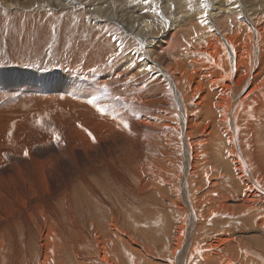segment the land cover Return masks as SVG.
<instances>
[{
  "label": "bare ground",
  "instance_id": "bare-ground-1",
  "mask_svg": "<svg viewBox=\"0 0 264 264\" xmlns=\"http://www.w3.org/2000/svg\"><path fill=\"white\" fill-rule=\"evenodd\" d=\"M21 1L6 6L7 1L0 0V17L5 16L0 26L23 30L18 49L27 47L33 37L43 46L51 37L55 50L47 53L46 66L57 72L47 77L40 70L42 75L28 76L26 82L21 76L3 83L7 90L20 89L23 95L0 106V135H4L3 128L8 130L5 126L20 122L11 127L16 137L33 120L45 118L55 127L62 126L66 149L47 160L34 156L30 171L10 161V172L0 173V257L11 250L15 264H21L18 257L20 253L24 256L33 239L39 252L37 264H121L118 251L123 253L122 264H264V79L260 80L264 73V0L259 1V8L251 5L256 0H179L180 5L191 7L170 13L174 16L169 29L158 37L151 36L146 15L136 10L132 17L130 7L121 12L104 6L105 0L47 2L50 8L44 7L53 15ZM67 13L77 16L81 33L94 34V42L83 40L78 33L77 43L65 34L67 29L63 32L56 27L60 24L53 34L44 25L39 29V16L49 15L51 20ZM35 40L32 43L38 45ZM42 48L35 58L42 55ZM18 56L27 57L24 52ZM76 74L88 85L76 81ZM154 132L162 147H155V156L137 161L136 150L142 152L153 145ZM27 139L0 152V161L5 155L22 158L26 151L31 156L33 146H46L49 138L43 134L31 142ZM103 142L108 146L100 153L103 156L95 157L100 168L96 166L93 174H103L108 163L115 173L107 172L113 176L107 184H117L118 172L131 170L140 186L133 190L137 194L147 188L158 192L156 201L166 208L160 209V218H175L176 226L159 243L168 251V260L157 259L152 248L139 246L123 233L127 231L119 224L110 199L99 204L107 221L96 223L93 230L78 210L76 196L81 193L99 201L97 183L78 169L75 178L69 177V171L74 175L70 165L63 167L66 174H62L59 160L71 159L76 148L83 154L99 150ZM164 145L167 149L159 151ZM175 154L181 158L174 165ZM160 157L171 169L163 172L165 166L157 162ZM4 163L0 162V169ZM52 177L54 192L50 190ZM124 186L134 193L129 183ZM27 231L34 235L29 237ZM114 242L117 246L111 248Z\"/></svg>",
  "mask_w": 264,
  "mask_h": 264
},
{
  "label": "rangeland",
  "instance_id": "rangeland-1",
  "mask_svg": "<svg viewBox=\"0 0 264 264\" xmlns=\"http://www.w3.org/2000/svg\"><path fill=\"white\" fill-rule=\"evenodd\" d=\"M6 1H7L5 3L6 6H8L9 3H11V4H17L19 2H24V1H21V0H6ZM36 1H37V4H36ZM60 1H62V0H25V3H29L30 2V3H32L35 6V8H34L35 10L36 9H40V10H36V11L44 12L45 14L49 13V15H50L51 12H53V11H51L50 9H45L46 6L48 8H50L48 5H46V3L47 2H60ZM87 1L89 3H92L93 2V0H90V1L87 0ZM95 1L96 0H94V2ZM98 1H100V0H98ZM105 1H106V3H105L106 5H104V6H111L110 8H112L114 6L115 7L114 9H121V12L122 11L124 12L126 9H128L130 7V10L133 11V13L131 12L132 13V17L135 16L134 14H136V12H137V14L141 15L142 17L144 15H146L148 17V19H149L148 22H150L151 27H152V31H151V33H152L151 36L152 37H156V36L158 37V36H160L161 34H163L165 31H167L169 29L167 27H169V25H170L169 22H171L170 20L174 16V15H169L170 13L177 14L180 11L181 8L188 9V8L191 7L189 3L188 4L185 3L186 5L184 3L180 5L181 2L179 0H173V1L172 0H105ZM256 1L254 3L252 1L251 3H253V4H251V3L250 4L251 5H254L253 7L259 8L262 3H260L261 2L260 0H256ZM100 2H103V0H101ZM192 2L199 3L198 0H190V3H192ZM130 5H132V7ZM144 5L147 8H145ZM165 6H166V8H165ZM101 7L104 9L103 6H101ZM141 10H143V11H141ZM177 10H179V11H177ZM134 11H136V12H134ZM40 12H38V13L40 14ZM179 13H181V11ZM49 15H47L48 17L46 15L45 16H43V15L39 16V15H37V16L40 17L39 20L41 19L40 20L41 25L40 24L38 25V27H39L40 30H42V28L45 27V29H48V30L50 29L51 30V33L53 34L54 30L57 27L60 30H62L63 32L67 29L65 31L66 32L65 34L66 35H67V33L68 34H71V36H73L75 40L77 39L76 40L77 43L79 41L78 38H79L80 34L82 35L83 40H86L87 41L89 39L88 42H90V41H93L94 42L95 41L94 39H92L93 36H94V34H92V33L91 34H89V33H84L83 34V33H81L78 30L77 24H79V21H78V18H77L76 15H74V16H76V17H74L73 14H70L72 16V17H70L69 13H67L68 16L65 15V14H60V15H55L54 17H51V20L48 19V18H50ZM51 15H53V14H51ZM1 16L2 17H0V21H1L0 23H1V25H4L3 22H5V16L4 15H1ZM44 17H46V18H44ZM130 17L126 20L127 22L130 20ZM70 18H74V19H70ZM2 19H3V22H2ZM50 21L52 22L51 24H49ZM73 21H75L74 23H75V27H76L77 30H75V27H73L74 26ZM80 23H81V21H80ZM20 24L23 25V22L20 23ZM57 24H60V27L56 26ZM70 24H71V26L73 28L71 26H69ZM62 25H63V27H62ZM10 26H11V28H9L8 26H7L8 28L6 26H4V27L3 26H0V29H2V31L1 30L0 31L3 34V35L2 34L0 35V43H2V44H0V57H1L0 60L3 59V61H0V106L2 104H4V103L8 102V101H14V100L18 99L21 95H23L22 94V91L20 89H18L16 91H10V90H7L3 86V83L6 82L8 79H10V78H20L22 76L24 78V82H26L25 81V78H27L28 76L37 75V74L38 75H42L39 72L40 70H44V73H45V75L47 77H49L51 75L53 76L57 72L54 69H53L54 71L53 70H50L46 66V59H47L46 55L48 56V54H50V51L51 52H54L53 50H55V48L52 47L53 44H54V40L50 41L52 39L51 37L49 38L50 40L48 39V41L45 42L46 45H44V46H43L44 43L42 45H40L41 42L35 40L36 38L33 37V39L35 41H37L38 45L32 43L33 42V39H31V42L28 43V45H30V46L27 45V47H25V48L18 49V47L21 44V37H23V33H22L23 30H21L17 26V27L14 28V30H15V32H14V30L12 28V25H10ZM41 26H43V27H41ZM53 28H54V30H53ZM4 30L6 32H4ZM9 30H11V31L13 30V31L10 32ZM19 31H20V33H19ZM57 31H58V29L55 32H57ZM69 31H70V33H69ZM9 32L10 33H13V34H10ZM74 32H76V33L74 34ZM78 33H79V36L76 35ZM105 33H106V31H105ZM52 34H51V36H52ZM83 35H85V36H83ZM89 35H90V37H89ZM109 35H111V34H109ZM13 37H14V39H13ZM15 37H16V39H15ZM9 38H10V40L12 42L9 40ZM17 38H18V40H17ZM60 40H61V38H60ZM8 42H10L9 45L7 44ZM68 42L69 43H72V41H70V40H67L65 43L68 44ZM47 45L50 47V48H48L49 50L47 49ZM41 48L44 50V52L41 53L42 54L41 56H38L39 58L38 57L35 58L37 51L40 50ZM27 50H28V52H27ZM31 50H32V52H31ZM5 51H6V53H4ZM19 52H24L27 55L26 59L25 58H20L18 56V53ZM45 52H46V54H45ZM64 53H62V54H64ZM28 54H30L31 57ZM13 63H14V65H13ZM256 67L257 66H254V69ZM74 79L76 81H78V82H81V83L84 81V84H86V86L89 83L88 81L86 82V80L83 79L82 77L80 78L78 74H76L74 76ZM262 79H264V73L262 74L260 80H262ZM262 84H264V82H262ZM250 88H251V86H250ZM250 88H247V89L249 90ZM246 90L243 91V92H246ZM176 105H177L178 109H180V110L182 109V107L179 105V102H177ZM172 110L175 111V108H173ZM176 110H177V108H176ZM42 120L43 121L45 120L47 122H45V121L42 122ZM33 121H35V122H32L31 123V127H29V129L26 128V130L20 131L19 133H16L17 134L16 137L14 135L15 134V131H14V129H11V127L12 128L18 127L19 125H17V124H20V122H16V125H14V126H11L13 124H9V125H7V127L5 126V128H7L8 130H6V129L3 128L2 131H1L2 133H4V135L3 136L0 135V138H1L0 139V152H5V151L9 150L10 147H11V145H19V144H21V141H22L23 137H25V136L28 138L27 141L30 140L29 142H31V141H34V140L39 139L40 136L44 134V135H46L49 138L46 141L47 143L45 142L46 143V146H43L42 147V145H41L40 147H37L36 145H34L33 146V149H32L33 152H31V156L33 155L32 157L30 156V154L28 153V151H26L28 155L26 156L25 153H24V155H23L24 157H22V158H14L13 157L14 158L13 159L12 156H10V155L1 156L2 159H1L0 162L3 161L5 163H4L3 167L0 169V173L10 172L9 171V169H10L9 167L11 166L10 161L11 162H13V161L15 162L16 161L15 163H17L18 165H23V168L26 167V169L28 168L27 170L30 171L31 170V169H29L30 168V164H31V160L30 159L33 158L34 156H36L37 159H45V160H47L52 155L56 156L59 153L60 150H65L66 149V142L64 140V134L62 132L63 131L62 126H56L55 127L54 124H52L49 120H47L45 118H38V119L33 120ZM261 133L264 134L263 129L261 130ZM7 135H9V136H7ZM23 135H25V136H23ZM156 135H157V133L154 132L153 133V139H152V144L153 145H150L146 150H144L142 152L139 151V150H136L137 153H138V155H139L138 158H137V161H139L140 159H146V158H148L150 156H155V155H153V152L156 151L155 150V147L156 148L162 147L163 142L157 140ZM19 136H20V138H19ZM58 137H59V139H58ZM9 138H11V139H9ZM4 139H6L7 141L4 140ZM4 141H6V142H4ZM14 143H16V144H14ZM107 146H108V143L107 142L106 143L103 142L102 145L100 146V149L99 150H95V151L94 150H86L85 151L86 152L85 154H83V152L81 151L82 149L80 150V149H78V148L75 147L76 149H74L73 156H71V159L68 158L69 159L68 161L65 160V159H64L65 161L59 160V166L62 167V170H60V172H62V174H64V175L66 174L65 173V170H63V167H65L66 165H70L73 168L74 175L72 176V171H69V174H68L69 177L75 178L77 176L76 175V171L78 169L84 176H86V174L87 175H90L89 177H92L90 179V181H94V182L97 183V187H95V188L97 190L98 197L100 198L99 201L93 200V197H92L93 195H90V194H85L84 195V193L83 194L81 193V194H79V196H76V197H78V198H76L77 203L80 202L78 204V208L81 207L78 210L81 211L80 213H83L85 216H87L86 218H87V220L90 223V228H92V230H93L94 227H95V225H96V223H102V224H104V222L107 221L102 216V214L105 213L104 212V208H102V206L99 205V204L104 203L106 199H110L108 201H111V202H113L115 204V207H116V210H117V216H118L119 224L121 225V227H122L123 230L127 231V232H123V233L126 234L127 236H130V239H132V240L135 239L133 241H135L136 243H138L139 246L144 247V248H147V247L152 248L154 250L153 253H155V256H156L157 259H161V260H166L167 259L168 260V258H169V255H167L168 251L167 250H164L163 244L160 247L159 243L163 239L162 238V235H164V233L167 235V230H169V228H171V226L172 227L174 225L176 226L175 218H173V216H172V218L170 217L171 220L170 219L168 220L167 218H160L162 216L161 213H160V211H161L160 209L165 210L166 208L165 207L160 208L159 203L156 201L157 199H160V194L158 192L153 193L150 190H148L149 193H150V194H148V191H147L148 188H147V189H145L147 192L145 190L143 192L142 191H139L138 192L139 195H138L137 192L134 191L135 188H139L140 186L137 183V181L134 179V175H131L130 174L131 170H128L127 172H124V171L121 172V171H119L118 172V176H121V179H120V182L117 183V184H112V183L107 184V182H109V180L113 177V176L108 175L107 172H110V173L113 172L112 174L115 173V167L114 166H109L108 163L107 164L104 163V165L106 164L105 165V169H104L106 171H103V174H100V173L99 174H96V173L93 174L95 171H97V167L100 168V164H99V162L96 161V158L95 157H97V156H103L100 153L101 152H105ZM167 147H168V145H164V150H159V151H165L167 149ZM35 151L37 152V154L35 153ZM111 151H112V154L113 155L118 156L117 151H115V150H109V152H111ZM106 152L108 153V150ZM93 153H95V154H93ZM154 154H156V153L154 152ZM87 156H89V157H87ZM85 157H87V158H85ZM28 158H29V160H28ZM175 158H177V159L175 160ZM180 158H181V156H178L177 154H175V157H174V160H173L174 165L177 164V163H179V159ZM74 159H76V161ZM162 159L164 160L165 158L160 157V160H161L162 163L159 162V161H157V160L156 161L161 166V168H162V166H165V169L163 170V172L166 171V169H169V168L171 169V166L170 165L167 166V164H168L167 160L165 159L166 161L164 162ZM5 160H7V161L9 160V161L6 162ZM24 160H25V162H24ZM71 160L74 161L77 165L74 162H72ZM24 163H26L25 166H24ZM71 163H73V164H71ZM4 167H6L7 169L4 168ZM11 168H12V166H11ZM110 169H112V170H110ZM133 173H134V171H133ZM96 175H98V177H96ZM151 179L154 180L153 177ZM125 182L129 183L130 187L133 186L132 187V190L134 189L133 190L134 193L133 192L132 193H129L128 192L129 190H126V188L124 186V183ZM50 183H51V189L50 190L54 192V190H55V183H54L53 177L50 179ZM105 184H106V187L104 189L103 186ZM102 188L104 190H102ZM164 190L165 189H163V190L160 189L159 191H162L163 192ZM79 192H81V190ZM76 193H78V192H76ZM142 195H143V197H142ZM131 196H133V197H131ZM140 197H141V199H140ZM150 201H153V202H150ZM106 204H107V202H106ZM99 210H100V212H99ZM83 214H82V216H84ZM171 215L177 216L178 214H172L171 213ZM89 216H90V218H89ZM163 222H165L166 224L163 223ZM159 223L160 224H163L162 225L163 226V229L161 227H159ZM133 224L134 225L137 224V225L134 226ZM208 226H210V224H208ZM164 230L166 232H164ZM160 231H161V233H159ZM15 232L16 233L18 232L17 228L15 229ZM30 233L28 232L29 237H31V236L34 235L33 233H31V234ZM168 237L169 236H167L166 239ZM170 237L172 238V236H170ZM31 240L32 241L30 242V244L26 248V250L24 248H22V249L25 250V252H24V256L25 257L21 253H20V256L18 257L22 261L21 264H29V263L30 264H37V261H38L37 260L38 259L37 256H39V252H37L38 250L36 251L37 248L35 247L34 240L33 239H31ZM22 241L23 240H19L18 243L20 242V244H21ZM16 244H17V242H16ZM123 244L124 243H122V245ZM113 245L114 246H111V248L117 246L115 244V242L113 243ZM191 245H192V243H191ZM84 246H86V245H84ZM10 247L13 249L12 246H10ZM35 251H36V253H35ZM120 253L123 255L122 252H120ZM121 254H119V251H118L116 258L122 264V261H124V259L122 258ZM25 258H26V260H27L28 263L26 262ZM126 259H128V258H125V260ZM0 261H1L0 264H15V254L14 253H11V250H9V251L6 250L5 253H4V255H3V257L2 258L0 257Z\"/></svg>",
  "mask_w": 264,
  "mask_h": 264
},
{
  "label": "snow or ice",
  "instance_id": "snow-or-ice-1",
  "mask_svg": "<svg viewBox=\"0 0 264 264\" xmlns=\"http://www.w3.org/2000/svg\"><path fill=\"white\" fill-rule=\"evenodd\" d=\"M25 155H27V152H25Z\"/></svg>",
  "mask_w": 264,
  "mask_h": 264
}]
</instances>
